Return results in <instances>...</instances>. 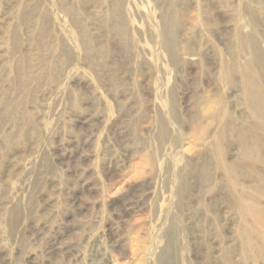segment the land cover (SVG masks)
I'll return each instance as SVG.
<instances>
[{
	"label": "rangeland",
	"instance_id": "374dc122",
	"mask_svg": "<svg viewBox=\"0 0 264 264\" xmlns=\"http://www.w3.org/2000/svg\"><path fill=\"white\" fill-rule=\"evenodd\" d=\"M0 264H264V0H0Z\"/></svg>",
	"mask_w": 264,
	"mask_h": 264
},
{
	"label": "bare ground",
	"instance_id": "6f19581e",
	"mask_svg": "<svg viewBox=\"0 0 264 264\" xmlns=\"http://www.w3.org/2000/svg\"><path fill=\"white\" fill-rule=\"evenodd\" d=\"M263 251V250H262Z\"/></svg>",
	"mask_w": 264,
	"mask_h": 264
}]
</instances>
